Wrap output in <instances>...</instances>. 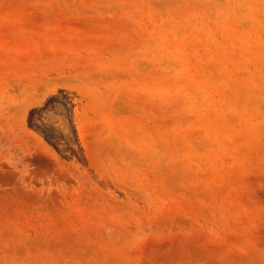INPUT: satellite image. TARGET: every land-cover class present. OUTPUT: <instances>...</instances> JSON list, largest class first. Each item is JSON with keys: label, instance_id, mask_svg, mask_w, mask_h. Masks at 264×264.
Masks as SVG:
<instances>
[{"label": "rangeland", "instance_id": "obj_1", "mask_svg": "<svg viewBox=\"0 0 264 264\" xmlns=\"http://www.w3.org/2000/svg\"><path fill=\"white\" fill-rule=\"evenodd\" d=\"M0 264H264V0H0Z\"/></svg>", "mask_w": 264, "mask_h": 264}]
</instances>
